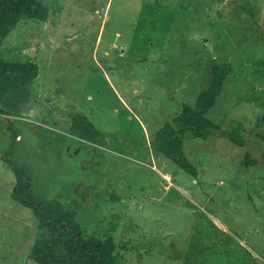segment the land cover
I'll use <instances>...</instances> for the list:
<instances>
[{
  "label": "rangeland",
  "instance_id": "rangeland-1",
  "mask_svg": "<svg viewBox=\"0 0 264 264\" xmlns=\"http://www.w3.org/2000/svg\"><path fill=\"white\" fill-rule=\"evenodd\" d=\"M43 1L49 18L23 19L0 47L40 67L21 112L0 113V264H37L50 237L13 199L10 122L39 197L78 201L86 237L113 236L120 264H264V0ZM214 64L233 70L208 114L221 129L184 141L193 176L153 141ZM78 113L95 141L71 134Z\"/></svg>",
  "mask_w": 264,
  "mask_h": 264
},
{
  "label": "trees",
  "instance_id": "trees-1",
  "mask_svg": "<svg viewBox=\"0 0 264 264\" xmlns=\"http://www.w3.org/2000/svg\"><path fill=\"white\" fill-rule=\"evenodd\" d=\"M50 10L43 0H0V47L23 19L46 21ZM230 64L213 65L212 81L198 97L196 105L184 104L181 113L168 122L153 141L154 149L174 161L193 176L197 168L184 152L186 137L208 140L220 126L208 114L220 97L225 80L232 73ZM40 74V67L32 61H8L0 57V113L12 117L21 112L31 99V85ZM12 142L4 160L16 177L13 199L32 210L50 233L38 237L32 252L37 264H120L117 245L113 236L105 239L87 238L78 222L80 203L64 204L59 199L44 200L36 193L33 177L28 167L15 159L18 132L10 122ZM70 132L73 136L93 142L102 131L86 115L74 116ZM244 145V141L233 137ZM247 159L250 160L249 156ZM255 163V161H253Z\"/></svg>",
  "mask_w": 264,
  "mask_h": 264
}]
</instances>
